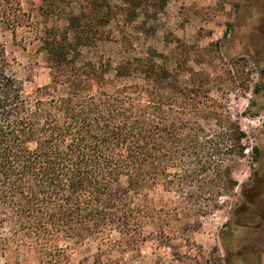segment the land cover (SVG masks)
Segmentation results:
<instances>
[{
	"label": "trees",
	"instance_id": "1",
	"mask_svg": "<svg viewBox=\"0 0 264 264\" xmlns=\"http://www.w3.org/2000/svg\"><path fill=\"white\" fill-rule=\"evenodd\" d=\"M112 1L87 0L75 14L68 0H43L41 14L65 24L39 35L50 82L28 87L5 37L25 47L19 31L39 28L24 0H0V264H71L89 242L108 244L96 264H122L113 255L140 253L147 227L168 238L179 213L200 215L239 186L232 163L245 157L247 136L210 96L205 72L188 62L171 69L151 47L117 66L84 58L83 49L114 41L107 28L122 15L118 44L128 50L137 12L145 35L168 0ZM159 190L177 201L157 204Z\"/></svg>",
	"mask_w": 264,
	"mask_h": 264
},
{
	"label": "rangeland",
	"instance_id": "2",
	"mask_svg": "<svg viewBox=\"0 0 264 264\" xmlns=\"http://www.w3.org/2000/svg\"><path fill=\"white\" fill-rule=\"evenodd\" d=\"M86 1L68 0L70 10L79 14ZM240 1L168 0L158 9L156 19L148 21L145 35L135 28L147 17L143 10L137 12V25L126 29L132 39L128 50L118 44L124 15L107 28L113 34V42L83 49L85 59L96 61L104 55L115 66L126 58L142 55L150 47L168 57L171 69L188 62L196 72H205L210 96L222 104L225 114L247 136L243 140L247 147L245 157H235L232 163L239 184L234 193H223L213 207L200 215L179 213L171 226L164 228L168 238L161 237L156 226L147 227L150 238L140 253H115L112 260L124 256L122 264H264V0ZM112 2L120 4L118 0ZM234 3L241 6L238 11ZM23 5L32 13L39 32L19 31L18 41L27 40L25 47L14 46L10 34L5 40L18 59V77L28 87L44 86L50 82L49 70L44 55L38 52L37 40L46 28H62L65 22L43 16V0H24ZM149 13H154V9ZM227 30L229 34L225 35ZM185 47L191 49L188 59ZM212 47L215 53L206 52ZM198 60L203 65H198ZM188 78L182 75L181 81ZM257 116L259 120L245 121ZM208 128L217 126L211 123ZM254 147L261 151L257 159ZM153 197L159 205L177 201L176 196L162 190ZM221 231L228 232L226 245L220 239ZM107 247L108 244L89 242L71 253V264H96V255ZM103 263L108 260L103 258Z\"/></svg>",
	"mask_w": 264,
	"mask_h": 264
},
{
	"label": "built area",
	"instance_id": "3",
	"mask_svg": "<svg viewBox=\"0 0 264 264\" xmlns=\"http://www.w3.org/2000/svg\"><path fill=\"white\" fill-rule=\"evenodd\" d=\"M256 120H259V117H255V118H246L245 121H247L248 123L249 122H253V121H256Z\"/></svg>",
	"mask_w": 264,
	"mask_h": 264
},
{
	"label": "flooded vegetation",
	"instance_id": "4",
	"mask_svg": "<svg viewBox=\"0 0 264 264\" xmlns=\"http://www.w3.org/2000/svg\"><path fill=\"white\" fill-rule=\"evenodd\" d=\"M260 227L259 226H257V229H259Z\"/></svg>",
	"mask_w": 264,
	"mask_h": 264
}]
</instances>
